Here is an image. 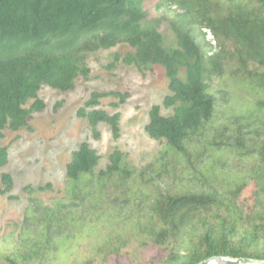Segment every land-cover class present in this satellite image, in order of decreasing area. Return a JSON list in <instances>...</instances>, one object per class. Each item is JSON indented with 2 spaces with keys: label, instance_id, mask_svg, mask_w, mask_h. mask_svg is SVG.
<instances>
[{
  "label": "trees",
  "instance_id": "16d2710c",
  "mask_svg": "<svg viewBox=\"0 0 264 264\" xmlns=\"http://www.w3.org/2000/svg\"><path fill=\"white\" fill-rule=\"evenodd\" d=\"M145 0H0V140L3 131L31 130L33 114L41 113L45 104L38 97L43 86L60 92L74 90L79 77L87 78L89 54L110 50L119 45L132 49L124 56L115 54L107 66L114 69L121 61L140 73L159 66L168 80V91L162 106L149 111L144 127L150 139L164 141L172 153L190 157V150L202 143V136L214 121L220 99L211 91L214 78L225 76L227 68L236 66L234 75L244 76L249 86L258 83L264 88V74L250 70V64L264 67V0H162L158 10L173 14L149 18ZM175 7V10L172 8ZM167 22L175 46L166 48L159 27ZM208 30L215 45L205 39ZM258 87V86H257ZM226 101V92L220 91ZM114 97L123 104L128 94L93 92L78 116L87 119L95 132L99 123L110 127L114 140L119 138L120 114L108 115L95 108L103 98ZM31 102V103H30ZM30 103V104H29ZM118 107V104H114ZM171 109L163 116L161 108ZM230 134L218 143L209 142L212 151L219 146L235 148L247 156L256 154L259 166L253 174L258 192L264 197V101L257 100L254 109L231 118V126L223 131ZM252 134L250 138L245 135ZM222 135H225L222 133ZM95 138L98 135L95 133ZM250 144V145H249ZM203 151L206 149L201 145ZM198 155H201L199 153ZM100 157L87 143L72 153L66 165V179L74 191L78 185L92 195V183L97 177L100 190L117 178L118 185L126 183L136 173L125 165L124 155L114 151L105 170L95 174ZM8 162V148L0 147V168ZM140 176L144 173L139 172ZM0 194L9 193L13 186L9 174L1 175ZM245 187L244 182L233 186L225 195L212 186L207 189L163 191L157 188L149 195L146 224L142 229L151 242L163 246L174 241L175 251L166 264H200L211 257H232L264 260V215L244 217L235 205ZM38 188L37 191H43ZM128 197V198H126ZM136 197V193L129 194ZM72 199H77L72 195ZM83 202V199H80ZM71 209L61 205L59 211L43 208L44 226L39 240L43 248L51 244V229L80 223ZM140 227V226H138ZM39 242V241H37ZM125 245L119 237L108 239L103 249L117 254ZM35 247H37L35 245ZM102 251V250H101ZM44 256L46 252H43ZM40 250L31 249L16 259L6 257V264L31 263Z\"/></svg>",
  "mask_w": 264,
  "mask_h": 264
},
{
  "label": "rangeland",
  "instance_id": "374dc122",
  "mask_svg": "<svg viewBox=\"0 0 264 264\" xmlns=\"http://www.w3.org/2000/svg\"><path fill=\"white\" fill-rule=\"evenodd\" d=\"M161 1L145 0L149 18L163 14L172 18L173 14L156 8ZM159 32L166 48L175 46L167 22L161 24ZM202 32L214 46L210 32L205 29ZM128 52L132 49L119 45L89 54L86 59L89 75L86 79L79 77L74 90L63 93L47 86L40 89L38 97L44 102L45 109L32 115L31 130L3 131L0 147L8 148V162L0 168V190L3 188L2 174L11 176L13 186L9 193L0 194V264H6V257L16 259L31 249L40 250L41 254L33 257L31 263L166 264L170 253L175 251L174 241L157 246L142 229L146 224L148 196L156 188L163 191L169 186L178 191H199L212 186L225 195L233 186L244 182L245 187L235 205L244 219L255 217L258 212L264 215V197L259 203L258 187L252 178L259 166L256 154L247 156L223 145L212 151L208 144L214 140L218 143L230 134V130L223 131V126H231V118L253 110L255 101H264V88L258 83L248 86L244 76L234 75L236 66L232 64L223 78H214L210 83L211 91L217 93L220 103L214 121L202 136L203 142L191 148L189 158L172 153L164 156L168 150L165 142L150 139L144 127L149 122L151 107L162 106L169 95L165 71L152 66L140 73L121 61L114 69L107 68L115 54L124 56ZM249 69L264 74V67L256 64H250ZM220 91L226 92V101L221 100ZM93 92L128 94L123 104L108 97L101 99L95 108H85L86 112L96 109L108 115L119 113L118 139H113L107 124L99 123L94 132L87 119L78 116V111L84 108ZM161 114L169 116L172 110L162 107ZM251 136L245 135L246 138ZM82 143H87L100 157L95 174L105 170L114 151L121 152L127 168L131 172L136 170L126 183L128 188H122L114 178L101 191L97 177H93L89 186L92 183V195L99 198L84 197L88 190L81 185L73 191L72 184L66 179V165ZM201 145L206 148L204 151ZM198 149L201 155H198ZM139 172L144 174L140 176ZM38 188L44 190L37 191ZM132 193H136V197H129L130 201L124 202L123 199ZM74 194L75 200L72 199ZM71 204L75 206L72 214L81 220L80 223L61 228L53 226L51 244L48 249L43 248L39 240L44 226L43 208L59 211L61 205L71 209ZM117 237L125 240L117 254L103 249L108 239ZM43 252H46L45 256Z\"/></svg>",
  "mask_w": 264,
  "mask_h": 264
},
{
  "label": "water",
  "instance_id": "95a60500",
  "mask_svg": "<svg viewBox=\"0 0 264 264\" xmlns=\"http://www.w3.org/2000/svg\"><path fill=\"white\" fill-rule=\"evenodd\" d=\"M200 264H264V260L232 257H211Z\"/></svg>",
  "mask_w": 264,
  "mask_h": 264
}]
</instances>
